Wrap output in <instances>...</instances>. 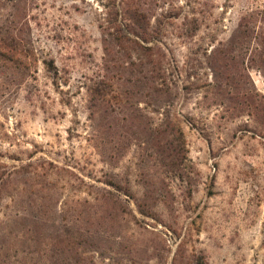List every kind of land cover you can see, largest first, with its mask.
Returning a JSON list of instances; mask_svg holds the SVG:
<instances>
[{
    "label": "rangeland",
    "instance_id": "1",
    "mask_svg": "<svg viewBox=\"0 0 264 264\" xmlns=\"http://www.w3.org/2000/svg\"><path fill=\"white\" fill-rule=\"evenodd\" d=\"M0 264H264V0H0Z\"/></svg>",
    "mask_w": 264,
    "mask_h": 264
}]
</instances>
